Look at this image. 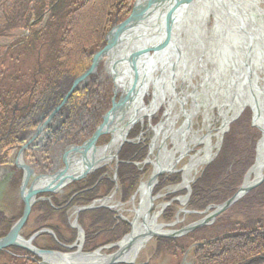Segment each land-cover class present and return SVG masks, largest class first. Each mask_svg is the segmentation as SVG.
<instances>
[{
	"label": "rangeland",
	"instance_id": "obj_1",
	"mask_svg": "<svg viewBox=\"0 0 264 264\" xmlns=\"http://www.w3.org/2000/svg\"><path fill=\"white\" fill-rule=\"evenodd\" d=\"M136 1L137 0H130L123 3L120 9L122 12L121 14L127 13L128 10H130V13L123 20H115L116 25H114L109 30L105 37V46L107 45L108 34L113 29L121 26L129 19ZM32 5L30 7H32ZM113 14L112 18H110L109 20L113 19ZM32 20L35 21V31L38 34L37 36L35 35L33 37H30L28 30H22L14 32L12 33V35L6 36L4 38H0V47L4 48V55L0 59V238L4 237L6 235V231H8L9 228L21 217L24 209L19 196V183L21 175L17 165V156L21 147L23 146L22 138L33 131V129H29V127H31V124L30 126L27 125V120H29V118L34 115L28 114L30 113L29 111L33 106L32 103H34L36 99L34 96H36L38 94V91H40V89L44 85H46L49 74L54 69V65L52 66V64L55 62L56 56L58 54V51H51L48 47V43L52 37L50 35L43 34V30H50L51 27L48 22V14H45L44 17L40 19L34 17ZM99 45L100 43H97L94 46L88 47L86 49L87 55L85 57L77 58L79 59V62L74 63V65H76L75 70L80 69V64L83 65V69L86 66L88 67V69L84 73H82L80 77L83 76L92 67L95 55L105 47L104 46L103 48L101 47L96 49ZM106 61L107 58H103L101 60L97 70L93 73L95 76H93L92 78L96 77L98 80H100L99 77H101V79H104L105 77L103 76H108L105 71ZM107 78L108 79L105 83V100L107 103L106 109L108 112L110 110V100H112V98H114L115 96H113V81L109 76ZM72 89L73 86L69 88V92L66 94V97H69ZM99 89L100 87L97 84L92 86V91L94 93L97 92V94L95 93L96 96H100V93L98 92ZM177 89L180 90L178 93L181 92L180 94H182L187 88L186 85L180 82V85L177 87ZM92 91L89 93L90 97L93 96ZM56 108L57 106L54 109ZM185 108H191L190 101L185 105ZM230 110L231 108H228L227 110L229 114L231 113ZM106 113L97 114L98 127L103 123V119ZM58 119L59 117L54 118V120ZM180 120H182L181 123H183L184 120ZM155 122L156 121H154V123ZM193 122L194 123L191 130L192 132L189 133L188 140H195L197 136L201 137L207 135V130L204 129V115L201 110L200 113H197V115L194 116ZM223 123V113H220L218 108H213L212 119L210 122V130H212L213 134L222 129ZM71 126H74V124H72ZM147 126L148 123L146 120L144 121L143 129L140 123L137 125V127L142 131H144ZM165 134L170 135L168 133ZM75 135L76 137H70V135H68V140L63 145H83L87 142L86 137L77 136L80 135L79 133ZM131 135L132 133L128 136V140L130 141L131 139H137L140 133L135 138H131ZM171 138L173 137L170 136V139L166 141L167 143H169L168 145H166V148H168L169 151L173 150L172 148L174 147V143L172 142ZM260 138L261 132L253 124L251 109L247 108L238 116V118H236L234 121L231 120L230 124L228 125L227 131L222 136L221 144L216 151L214 158L211 162L205 164L202 168H200L198 175L195 177V180L197 182L198 179L201 178L206 168L211 165L219 155H221L224 139H226V145H224V147L226 148H224L223 151L226 150L225 153L229 151L228 156L230 155L231 159L230 165L229 167L224 168V173L220 175L219 181L215 184L214 187L211 186L212 189L209 192V196L205 198H210L212 196V198L220 201V199L222 200L225 195L233 196L242 187L245 182L247 173L255 163L256 148ZM101 141H98L100 145L99 148L102 147ZM216 141L217 140L214 137L213 142L216 143ZM108 143L109 142L107 141V144ZM150 144L151 143H147V145H144L146 155L143 161H141L140 163L134 162V166H136V164L143 163L148 158ZM193 148L194 150L191 151L188 156L181 159L180 163L177 166L176 173H165L159 177V184L156 186L154 191V194L156 196H161V198L157 200L156 206L161 204H168V206L166 207L167 209H165V211L159 218V222L166 225L175 223L174 226L165 228L166 230L172 232L183 230L184 228L200 221L210 212H212L214 210V207L220 206L225 202L224 201L221 203L210 204L204 207L202 210H198L189 205V202L186 206L181 205V201L177 199L179 197H181L182 199L187 195V191L185 189H178V191H174L175 187L179 186L180 184L182 185L181 171L184 169V166L189 165L191 156H198L199 152L202 151L204 146L202 144H198ZM154 154L150 158L151 161H153V164L155 163V159L153 158ZM178 155L176 156V158H180V155ZM34 163L35 161H32V164ZM107 163H109V161H107ZM107 168L99 171V173H102L97 181L99 184H101L100 188H94L95 185H98L97 182L96 184H90L91 180L97 172L90 175L87 179L79 176L75 180L76 191L78 189L84 190L90 187L89 190L80 192L77 197L78 200L80 198L86 199V197L95 198V196L96 198H98L101 195L105 196L108 194L109 185L106 183V181H108L109 183L112 182L115 186V182H113V174L117 170V165H115V168L113 166H107ZM154 168L155 167L153 165L151 166L149 164L143 167H137V169L142 173L140 174L137 180V184L132 191L133 194L129 198L125 196L123 190L126 185L124 184V186L122 183H120L119 179L117 178L118 194L115 198H113L112 203L114 202V204L119 205L121 207H119V210H115L113 204H111L106 205V207L98 210L80 213V223L82 224V226H84L86 231L91 234L92 230L98 228L94 227L92 223V220L97 219L91 218L92 212L97 214L98 218L103 221H105L106 218L105 213H108L110 215L111 225H113L114 222H119L120 224L126 223L129 226L128 232L123 233V235L119 233L114 234L109 231V233L105 234L106 237L102 235L101 238H93L94 243L91 244V246H89L90 244L88 245L87 243L88 248H86L88 250L93 249L94 246L92 245L94 244L95 246H107L114 244L118 241H121L124 237L131 233V224L133 222V219L135 218V215H131V212H133V209L136 205L138 206L139 197H137L135 200V206L130 202V199L138 190L140 184L144 181L149 180ZM178 176H180V182L176 184V182L178 181ZM170 177V180L175 184H163L162 186V179L166 180ZM195 183L191 184V189ZM217 190H219V192L215 194V191ZM76 205L85 207L89 206L90 204H84L85 206L79 204ZM31 217L32 218L30 219V222H34V220H36L35 212ZM118 217H120V219ZM85 222L86 225H89L90 229L87 230ZM260 224L264 225V182L251 190L239 202L234 204L230 209H228L226 212H224L214 221L209 222L208 224L196 228L179 237L152 238L139 254L135 264H204L206 260L209 261L210 258H212L209 255L214 251L223 255V252L226 249L225 239L236 236L237 230L243 231L246 228L257 225L259 226ZM107 238L111 239L108 243H106ZM115 251L116 249H111L110 253ZM231 251L232 248H229V252ZM258 260H260V262H257V264H264V258H260ZM250 262L251 261H245L244 264H249Z\"/></svg>",
	"mask_w": 264,
	"mask_h": 264
},
{
	"label": "bare ground",
	"instance_id": "obj_2",
	"mask_svg": "<svg viewBox=\"0 0 264 264\" xmlns=\"http://www.w3.org/2000/svg\"><path fill=\"white\" fill-rule=\"evenodd\" d=\"M207 3V5H194L193 10L189 11L185 21L180 26V33L183 30L187 31V50L193 52L194 55V59L188 67L185 69H182L181 66L178 67L177 78L178 81L186 85L185 92L182 95L177 93L174 97L167 93L162 94L163 88H166L170 82V74L169 76L165 74L163 82L161 79V83L156 88L154 85L152 86L154 82H151L148 89V94L151 92L156 97L155 104L159 105L160 103V106H166V102L169 101L170 111H174V114L178 113L176 111L177 101H181L183 107L190 101V109L192 110L184 109V114H187L186 124L191 126L190 129L194 123V116L200 113V110L204 115V129L207 130V135L197 136L195 140H188L189 131L186 132L184 138L182 134L174 136V139L171 138V140L175 147L171 151L161 145L163 140L165 145L169 144L166 142L170 139V136L165 134L167 132L162 135L160 132L157 138L154 137L151 139L153 141H150L151 150L155 153H153L154 164L156 165L155 172L163 174L177 169L179 161L188 156L194 150L195 145L202 144L204 146L198 156H191L189 165L184 166L185 181L182 185L175 187L174 191L190 186V182L198 175L200 168L214 157L231 120L247 108L255 111L252 120L261 132V138L256 148L255 163L247 173L244 183L248 186L264 175V0H219L218 2L207 0ZM159 24L156 30L164 26L162 22ZM156 44L158 41H151L150 46ZM183 48L182 43V51ZM152 54L150 52L151 56ZM158 62L160 66L162 65L166 69L167 73L171 71L172 64L164 61L163 57H159ZM145 66L146 68L138 72L136 79L138 83L143 81L144 84H147L148 79L152 81L154 76H157L158 72H153L152 66ZM144 87L146 88V86ZM144 87L142 86V88ZM145 105L147 108L148 104ZM213 108H218L224 117L222 129L214 134L210 130ZM228 108H231L230 114L227 111ZM147 111H143L142 114L145 115ZM153 111L154 109L147 114ZM178 116L180 115L178 114ZM151 125L156 126L153 123ZM159 130L157 129V132ZM214 137L217 140L216 143L213 142ZM176 146H178L177 151ZM178 154L180 158H176ZM66 165L71 166L70 159L67 160ZM75 168L76 166H73L70 171ZM146 183L147 181L143 182L137 195L140 199V204L135 206L137 216L132 212L135 215L132 222L133 236H139L141 241L130 253L122 256L119 261L130 262L134 257L137 260L141 251L151 240L148 236L149 233L168 235L171 232L161 227L162 224L159 222V218L165 211V204L156 206L157 200L161 198V196L154 194L156 184H153L149 189L148 186L146 187ZM186 201L187 196L181 199V205H185ZM144 234L147 235L142 237ZM88 260L90 261L89 258L78 259L83 263ZM95 260L98 261L99 259L95 258ZM47 261L49 264L68 263L66 258L47 259ZM71 263L72 260L70 259Z\"/></svg>",
	"mask_w": 264,
	"mask_h": 264
},
{
	"label": "water",
	"instance_id": "obj_3",
	"mask_svg": "<svg viewBox=\"0 0 264 264\" xmlns=\"http://www.w3.org/2000/svg\"><path fill=\"white\" fill-rule=\"evenodd\" d=\"M216 1L218 2L219 0ZM207 4V0H137L129 19L124 24L113 29L108 34L107 45L95 55L92 67L83 76H81L74 82L73 89L71 91H73L79 83L85 81L91 74H93L97 70L99 63L103 58H107L105 71L113 81L114 96L120 93L119 101L116 102L115 97L113 98L112 109H110L106 113L103 119V123L96 129L93 137L85 144L84 147L88 149V151H90V155L82 156L79 161L75 162L74 164L71 163V166L68 165L61 173H59L55 177V179L61 178L62 181L57 187H54L53 191L60 190L66 184L70 183L71 180H74L79 176L86 177L90 173L94 172L99 164L107 162L112 158H116V165L118 167V165L121 163V161L118 160V153L121 151L122 147L125 144L146 140V138H144L143 136L144 132L134 141L128 140L127 136L132 127L137 123H140L143 129L144 118L146 117L151 119L152 115L158 111V108L161 105L160 103L159 105H157V103H154L156 97L153 94L152 102L146 108L144 98L146 95H148V89L151 82H154L152 83V86L154 85V87L156 88L158 84L161 83V79L163 82L164 75L167 74L169 76L170 74V82L166 86V88H163L162 94H175L174 92L180 85V81H178L177 78L179 72L178 69L180 68V66L182 67V69H185L192 63L194 59L193 52L187 50V31L185 32L183 30L180 33V26L185 21V18L188 15L189 11L193 10L194 5L197 6ZM160 22L164 23V26L163 28L160 27L161 29L156 30V27H159ZM151 41H158V44L150 46ZM182 43L184 46L183 51ZM150 52L153 53L152 56L150 55ZM159 57H163L164 61H168L172 64L171 71L169 73H167L166 69L162 67V65H159ZM145 65H149L150 67L152 66L153 72H158L157 76H154V79L152 81L148 79L147 84H144L143 81L138 83L136 81L138 72H140L141 69L146 68ZM109 69L111 70L110 72ZM142 86H146V88H142ZM166 97L167 96L165 94V98ZM152 109H154V111L150 112V114H147L150 110L152 111ZM146 110H148L147 113L143 115L142 112ZM251 111L252 115H254L255 111L253 109H251ZM238 116L236 118H238ZM235 119H233L232 121H234ZM150 121L148 122V127H150L155 132V137L157 138L158 134L160 133V131L157 132V129L161 130V128H158L159 125L155 127L152 126ZM103 133L110 134L111 141L104 147L98 148L96 146V142ZM163 141L161 145L162 147H166ZM151 149L152 144H150L149 146L148 158L143 163L136 164L137 167H143L148 164L151 166L153 165L154 167L156 166L150 159L154 153ZM177 149L178 146H176V151ZM114 151L116 153L115 155H112V152ZM212 159L209 162H211ZM73 166H76V168L72 170V174L70 176V169ZM184 169L181 171L182 184L185 181ZM167 173L172 174L173 172L170 170ZM161 175L162 173H156L154 168L150 179L146 183V187L148 186V188L150 189L153 184L157 185L159 182V177ZM114 178L116 180L117 189V170L115 172ZM27 182L28 175H26L23 189L26 187ZM195 182L196 180L194 178L190 182V186L185 188V190L187 191V201L185 203V206L188 204L192 193L191 184ZM262 182H264V176L255 183L248 186H246L244 183L242 187L231 198H229L220 206L214 207V210L210 212L206 217L184 228L183 230L173 232L171 231L170 233H168V235L149 233L148 236L152 239L154 237H179L185 235L196 228L214 221L218 216L230 209L234 204L239 202L244 196H246L257 186H259ZM142 184L143 182L140 184L138 190L130 199V202L134 206L135 200ZM43 191L47 190H32L27 194L25 213L23 217L13 226L9 234L3 238H0V251L12 244L20 246L21 248L33 250L32 248H30L29 243H26L21 239V237L19 236V232L21 227L26 222L27 217L32 209L34 196L38 192ZM177 199L181 201V197ZM105 203V200L94 201L89 206L79 207L76 211V214L79 215L83 211L103 208ZM164 206V208L166 209L168 204H165ZM133 212L137 216L135 207L133 209ZM174 225L175 223L169 225L162 224L161 227L166 228L172 227ZM75 226L79 229L81 241L84 242L85 235L78 225V217H76ZM146 235L144 234L142 235V237ZM140 241L141 239L139 236H133L132 225L131 233L124 237L121 241H118L117 243L111 245H107L92 253H74L70 255V259L72 260L73 264H135V257L130 262L119 261V259L127 253H130ZM111 249H116V251L110 254H101L102 250ZM88 258L90 259V261L88 260L84 263L78 261V259ZM95 258H98L99 260L96 261Z\"/></svg>",
	"mask_w": 264,
	"mask_h": 264
},
{
	"label": "flooded vegetation",
	"instance_id": "obj_4",
	"mask_svg": "<svg viewBox=\"0 0 264 264\" xmlns=\"http://www.w3.org/2000/svg\"><path fill=\"white\" fill-rule=\"evenodd\" d=\"M93 76L95 75L91 74L85 81L79 83L78 86L70 92L71 95L77 90L80 85V88L84 90L82 97L80 96L77 98L75 97L77 95L74 94V98L67 97L61 105L57 106L56 109L50 108L48 111L39 114L35 119L34 130L22 138L23 146L21 147L17 156V165L21 175L19 183V196L24 209L21 217L9 228L8 231H6L5 236L9 234L13 226L23 217L27 203V194L32 190L46 189L47 191L38 192L34 196L32 209L27 217L26 222L21 227L19 232V236L21 237V239L24 240V242L29 243L30 248H32L33 250L21 248L20 246L12 244L0 251V264H49V261H47V259L56 258H66L68 259L67 264H70V255L77 252L92 253L106 246L102 245L96 247L94 244L92 246H94L95 249H87L88 232L79 221L80 214H76L78 207H83L78 206L75 203L76 199H78V195L80 194V192L89 190L90 187L84 190L78 189L76 191L75 180L78 178L77 177L76 179L71 180L70 183L66 184L60 190L53 191L54 187H57L62 181L61 178L55 179V177L67 167L66 162L68 159H70L71 163L74 164L75 162L79 161L82 156L90 155V151H88V149H86L84 146L93 137L96 129L98 128L97 114H105L107 112V103L105 100V83L108 79V76H103L105 77L104 79H101V77H99L100 80H98L96 77L92 78ZM95 84L100 87V89L98 90L100 96H96L97 92H95V94L92 91V86ZM91 91L93 92L92 97L89 96V93ZM179 91L180 90L177 89L174 93L177 94ZM175 94H172L173 97ZM119 97L120 93L115 96L116 102L119 101ZM152 97L153 93L150 92V94L145 97L146 104L149 105L152 102ZM74 99L77 100V103H75L76 112H72L70 110L71 101H74ZM112 100H110V108L112 106ZM177 104V114H174V111H170V102L167 101L166 106H160V108H158V111L152 115L151 121L149 118H146L147 123L150 121L156 126H162L161 130H159L160 132H162L161 135L164 132H167L168 134H170L169 136L176 137L179 134H182V137L184 138L186 132L189 131V133H191L192 129H190L191 126L186 124L187 114H184L185 106H182L183 103L181 101H177ZM178 114L180 116H178ZM55 117H59V119L54 120ZM180 119L184 120L183 123H181L182 120ZM154 121L156 122L154 123ZM72 124H74V126H71ZM137 125L138 123L132 127L129 132L130 134L136 129ZM144 131L146 140L135 142L133 143V145H147V143H149L151 139L155 137V132L150 127L147 126ZM144 131L141 130L140 134ZM78 133L80 135L77 136H83L87 138L86 143H84L83 145H63L68 140V135H70V137H76L75 134ZM128 136L127 138L129 139ZM104 139H107V141L110 142L111 135L102 134L99 137L98 141L100 142ZM134 140L131 139V141ZM98 141L96 142V146L99 148L100 145ZM102 141L101 144L103 147L104 144H107V141L105 143H102ZM182 141L183 139L181 140V142ZM120 152L118 153L119 161H121L119 158ZM115 153V151L112 152V155H115ZM32 161H35V163L32 164ZM122 163L124 162L121 161L120 164ZM115 165L116 158H112L111 160H109V163L104 162L99 164L94 172L90 173L84 178L87 179L90 175L96 172L98 173L102 169L107 168V166H113L115 168ZM119 165L117 167V178ZM71 172L72 171H70V176L72 174ZM26 175H28V182L26 184V187L23 189ZM114 175L115 173L113 174V178ZM113 182H115V186L107 195H101L100 197H98L99 199H95L91 203L97 200H105L106 203L104 207H106V205L113 204L115 210H119L118 205L114 204V202L112 203L113 198H115L118 194V187L116 189L115 178ZM97 184L98 185H95L94 188H100L101 184H99L98 182ZM34 212L36 220H34V222H30V219L32 218L31 216L34 214ZM131 215L134 216L132 212ZM76 217H78V225L85 235L84 242L81 241L79 229L75 226ZM118 218L120 219V217ZM85 226L87 230L90 229L89 225H86V222ZM96 233L98 238H101L102 235L106 237L105 228L99 229ZM91 244L89 246H91ZM110 252L111 250H102V253L108 254ZM71 264H73V262Z\"/></svg>",
	"mask_w": 264,
	"mask_h": 264
},
{
	"label": "trees",
	"instance_id": "obj_5",
	"mask_svg": "<svg viewBox=\"0 0 264 264\" xmlns=\"http://www.w3.org/2000/svg\"><path fill=\"white\" fill-rule=\"evenodd\" d=\"M130 0H3L0 1V38L12 35V33L22 30H28L29 36H37L35 21L32 19L43 18L45 14L49 16L50 30H43L44 35H50L52 38L48 43V47L51 51H58L54 65V69L49 74L46 85H44L38 94L34 96L36 99L32 103L29 115H33L29 118L28 124L35 128L34 120L39 114L48 111L50 108L59 106L63 100L67 97L69 88L73 86L74 81L84 73L88 67L83 69V65L80 64V69L75 70L74 63L79 62V57H85L87 55V48L94 46L97 43L100 45L96 48H103L106 44V35L109 30L116 25L115 20H123L129 15L130 10L127 13L121 14V7L123 3ZM33 4V5H32ZM32 5V7H30ZM114 13V14H113ZM113 19L109 20L112 18ZM53 30V34H52ZM4 55V48L0 47V59ZM76 57V59H75ZM73 66V67H72ZM83 70V71H82ZM84 90L80 87L72 93L69 97H82ZM75 94V95H74ZM76 98V99H77ZM71 101L70 110L75 112L77 100ZM66 108V107H65ZM35 116V118H34ZM26 132V130H25ZM141 130L136 127V130L132 132L131 138H135L139 135ZM27 134V132H26ZM136 135V136H135ZM25 136V135H24ZM130 138V139H131ZM107 139H104L102 143H105ZM224 145H226V139H224L221 155L209 165L203 172L202 176L192 186V195L189 201V205L195 209L202 210L204 207L210 204L221 203L228 200L232 195H225L220 201L212 198H205L209 196V192L212 189L211 186L219 181L220 175L224 173V168L229 167L231 159L229 151L225 153ZM223 152V153H222ZM146 151L143 144L133 145L126 144L123 146L120 152V160L128 163H122L118 169V179L124 187V194L126 197H130L133 193L137 180L142 173L134 166V162H141L145 158ZM101 172L96 173L90 184H95L101 176ZM175 176V175H174ZM162 179L165 185H174L171 180ZM180 182V176L178 181ZM109 185L108 193L113 189L114 184L106 181ZM233 184V183H232ZM234 185V184H233ZM219 190L215 191V194ZM86 197V199H76V204L84 205L90 204L93 200L99 198ZM127 199V198H126ZM106 214L105 221L100 220L94 212H92L91 218L95 228L92 230V234L88 233V245L94 242L93 238H97V231L101 228L106 229V233L111 231L116 234L128 232L129 226L125 223L120 224L114 222L111 225L110 215ZM80 219V218H79ZM84 221V220H83ZM119 223V224H118ZM93 228V226H92ZM237 235L225 239L226 249L223 255L218 252H213L209 256V261H205L204 264H244L245 261H251L249 264H257L260 262V258H264V225L252 226L245 230H237ZM111 239L107 238L106 243ZM117 241V240H115ZM96 247H99L96 246ZM229 248L232 251L229 252ZM95 249V248H93ZM92 249V250H93ZM228 251V252H226Z\"/></svg>",
	"mask_w": 264,
	"mask_h": 264
},
{
	"label": "crops",
	"instance_id": "obj_6",
	"mask_svg": "<svg viewBox=\"0 0 264 264\" xmlns=\"http://www.w3.org/2000/svg\"><path fill=\"white\" fill-rule=\"evenodd\" d=\"M176 172H177V169L174 170L173 174L176 173ZM162 175H163V173H162Z\"/></svg>",
	"mask_w": 264,
	"mask_h": 264
}]
</instances>
